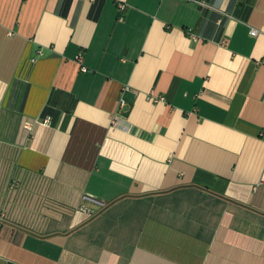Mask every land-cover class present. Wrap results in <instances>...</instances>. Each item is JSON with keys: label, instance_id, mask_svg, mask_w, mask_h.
Returning a JSON list of instances; mask_svg holds the SVG:
<instances>
[{"label": "crops", "instance_id": "0c3cea01", "mask_svg": "<svg viewBox=\"0 0 264 264\" xmlns=\"http://www.w3.org/2000/svg\"><path fill=\"white\" fill-rule=\"evenodd\" d=\"M0 216V264H264V0H0Z\"/></svg>", "mask_w": 264, "mask_h": 264}, {"label": "built area", "instance_id": "2783aa9c", "mask_svg": "<svg viewBox=\"0 0 264 264\" xmlns=\"http://www.w3.org/2000/svg\"><path fill=\"white\" fill-rule=\"evenodd\" d=\"M119 6H120L121 9H124V8H125L124 4H122V3H120ZM258 33H259L258 30L253 29V28L251 29V34H252V35L257 36ZM78 60H79L80 62L82 61V56H81V55L78 56ZM83 70L86 71L87 69L83 67ZM163 99H164V98L161 97V98H159V99H156V101H158V100H163ZM124 103H125V101H124L123 99H121V100H120V104H121V105H124ZM1 220H2V216H0V222H1Z\"/></svg>", "mask_w": 264, "mask_h": 264}]
</instances>
